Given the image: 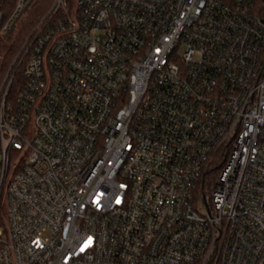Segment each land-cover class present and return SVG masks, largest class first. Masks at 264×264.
Listing matches in <instances>:
<instances>
[{
    "label": "built area",
    "instance_id": "built-area-1",
    "mask_svg": "<svg viewBox=\"0 0 264 264\" xmlns=\"http://www.w3.org/2000/svg\"><path fill=\"white\" fill-rule=\"evenodd\" d=\"M73 3L0 0V264H264V0Z\"/></svg>",
    "mask_w": 264,
    "mask_h": 264
},
{
    "label": "rangeland",
    "instance_id": "rangeland-1",
    "mask_svg": "<svg viewBox=\"0 0 264 264\" xmlns=\"http://www.w3.org/2000/svg\"><path fill=\"white\" fill-rule=\"evenodd\" d=\"M77 2H78V0H74V3L72 5V13H73V15L77 11ZM43 5H41L40 8L44 7ZM21 27H22V24L20 23L19 24V28L17 30L15 29L14 31H12L11 34L8 36V38L5 39L6 40L5 43L1 47V51H0L1 55L5 54L6 49L9 47V45L12 44V42L16 38L19 30L21 29ZM34 133H35V127L32 124V125H30V128H29L28 138L32 139L33 136H34ZM23 155H24L23 151L19 152L18 154L12 153L11 160H10V170H9V173H8L7 182H9L14 177V166L19 163V161H20V159H21V157ZM0 161H1V155H0ZM2 194L3 195H2L1 202H0V208H1V215H2V218H3V222L5 223V227H2V229H8L9 228L8 210L9 209H8V193H7V187L6 186L4 187V190H3Z\"/></svg>",
    "mask_w": 264,
    "mask_h": 264
},
{
    "label": "trees",
    "instance_id": "trees-1",
    "mask_svg": "<svg viewBox=\"0 0 264 264\" xmlns=\"http://www.w3.org/2000/svg\"><path fill=\"white\" fill-rule=\"evenodd\" d=\"M39 14H41V11L38 10L36 13H34L30 18H28L27 20V23L24 24V26L22 27V30H20V32L17 34L15 40L13 41V44L11 46V48L9 49V51L7 52V55H6V58L8 60H10L13 55H14V52L18 49L19 47V44L21 43V41L24 39V36L27 34L28 30L31 28V26L35 23V21L38 19L39 17ZM14 92V90H12ZM0 150H1V145H0ZM14 153L15 154H18L19 151H16L14 150ZM217 173V170L216 172L214 171V175ZM3 223V218H2V215H1V208H0V225H2Z\"/></svg>",
    "mask_w": 264,
    "mask_h": 264
},
{
    "label": "snow or ice",
    "instance_id": "snow-or-ice-1",
    "mask_svg": "<svg viewBox=\"0 0 264 264\" xmlns=\"http://www.w3.org/2000/svg\"><path fill=\"white\" fill-rule=\"evenodd\" d=\"M90 243H91V241L89 240V241L85 244V247H87L88 244H90ZM81 250L83 251V248H82Z\"/></svg>",
    "mask_w": 264,
    "mask_h": 264
}]
</instances>
